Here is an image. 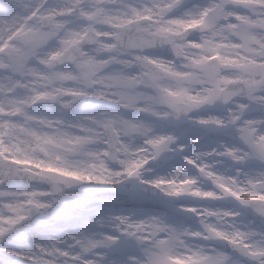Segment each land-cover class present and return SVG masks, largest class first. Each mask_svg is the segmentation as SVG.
<instances>
[{"label": "clouds", "instance_id": "clouds-1", "mask_svg": "<svg viewBox=\"0 0 264 264\" xmlns=\"http://www.w3.org/2000/svg\"><path fill=\"white\" fill-rule=\"evenodd\" d=\"M221 257L264 264V0H29L0 28V264Z\"/></svg>", "mask_w": 264, "mask_h": 264}, {"label": "bare ground", "instance_id": "bare-ground-1", "mask_svg": "<svg viewBox=\"0 0 264 264\" xmlns=\"http://www.w3.org/2000/svg\"><path fill=\"white\" fill-rule=\"evenodd\" d=\"M28 3L29 0H0V20L3 27L14 22L18 17L19 12L23 10ZM8 5L12 6V12L8 15H5L3 8Z\"/></svg>", "mask_w": 264, "mask_h": 264}, {"label": "snow or ice", "instance_id": "snow-or-ice-1", "mask_svg": "<svg viewBox=\"0 0 264 264\" xmlns=\"http://www.w3.org/2000/svg\"><path fill=\"white\" fill-rule=\"evenodd\" d=\"M113 241L115 244H119L120 240H119V234L115 235L113 237ZM219 264H227V257H221Z\"/></svg>", "mask_w": 264, "mask_h": 264}, {"label": "rangeland", "instance_id": "rangeland-1", "mask_svg": "<svg viewBox=\"0 0 264 264\" xmlns=\"http://www.w3.org/2000/svg\"><path fill=\"white\" fill-rule=\"evenodd\" d=\"M3 27V25H2V22H1V20H0V28H2Z\"/></svg>", "mask_w": 264, "mask_h": 264}]
</instances>
